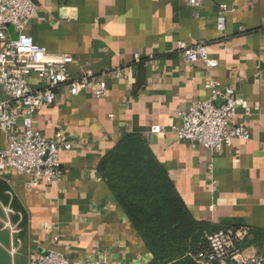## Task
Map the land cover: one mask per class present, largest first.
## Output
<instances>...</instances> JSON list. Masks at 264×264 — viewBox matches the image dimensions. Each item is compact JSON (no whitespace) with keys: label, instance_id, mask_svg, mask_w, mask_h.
Returning a JSON list of instances; mask_svg holds the SVG:
<instances>
[{"label":"crops","instance_id":"0c3cea01","mask_svg":"<svg viewBox=\"0 0 264 264\" xmlns=\"http://www.w3.org/2000/svg\"><path fill=\"white\" fill-rule=\"evenodd\" d=\"M189 1L36 0L28 34L51 55H71L74 77L93 70L108 92L97 98L93 84L72 97L62 88L35 116L45 138L73 149L61 155L55 186L28 189L25 176L0 173L1 204L23 216H10L20 223V244L0 233V264H32L49 252L72 262L149 263V250L99 171L130 134L147 140L195 219L246 227L251 239L256 231L264 235V0H201L200 8ZM222 5L229 8L224 30ZM183 44L207 46L219 67L188 62ZM210 81L236 90L246 104L237 122L251 134L219 153L175 131L183 112L211 97ZM154 127L162 132L152 133ZM6 145L0 131V147ZM0 213L6 221L1 205Z\"/></svg>","mask_w":264,"mask_h":264},{"label":"built area","instance_id":"2783aa9c","mask_svg":"<svg viewBox=\"0 0 264 264\" xmlns=\"http://www.w3.org/2000/svg\"><path fill=\"white\" fill-rule=\"evenodd\" d=\"M190 5L201 7V0H190ZM223 13L219 27H226L228 6L222 5ZM39 11L36 0H0V131L7 137L5 148L0 147V173L7 170L25 176L28 189L55 186L60 182L61 155L73 149L71 143H57L45 138L35 128V116L55 103L57 92L67 88L72 97L95 85L97 98L107 95V82L97 77L93 70H86L74 77L69 69L73 58L69 54L54 56L37 44L27 29ZM244 29L242 28V31ZM15 36V37H14ZM182 53L190 63H200L207 70H215L219 62L209 54L203 44L182 45ZM38 83H33V77ZM211 97L192 105L180 115L182 126L176 128L179 139L194 145H202L219 153L236 140L249 141V130L237 122V109L246 104L237 96L236 90L209 82ZM22 118V123L20 122ZM162 132L154 127L152 133ZM11 196L12 194L9 193ZM7 220L0 213V233L9 232L17 238L22 232L20 223L14 225L10 216L15 212L1 204ZM251 230L246 227L223 229L208 236V253L198 264H264V254L255 246H249ZM20 244V239L17 238ZM2 244L0 242V249ZM17 248L11 253L15 254ZM32 264H101L94 259L72 262L56 252L36 256Z\"/></svg>","mask_w":264,"mask_h":264},{"label":"trees","instance_id":"16d2710c","mask_svg":"<svg viewBox=\"0 0 264 264\" xmlns=\"http://www.w3.org/2000/svg\"><path fill=\"white\" fill-rule=\"evenodd\" d=\"M99 171L149 250L147 264H198L208 253V236L225 229L194 218L142 135L125 136ZM249 243L263 253L262 233Z\"/></svg>","mask_w":264,"mask_h":264},{"label":"rangeland","instance_id":"374dc122","mask_svg":"<svg viewBox=\"0 0 264 264\" xmlns=\"http://www.w3.org/2000/svg\"><path fill=\"white\" fill-rule=\"evenodd\" d=\"M249 242H250V241H249ZM249 242H248V247L252 245V244H251V243H249ZM262 254H264V249H263V253H262Z\"/></svg>","mask_w":264,"mask_h":264}]
</instances>
